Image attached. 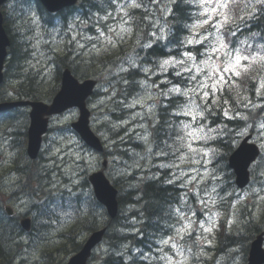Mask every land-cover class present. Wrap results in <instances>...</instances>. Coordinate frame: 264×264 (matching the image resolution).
<instances>
[{
	"label": "rangeland",
	"instance_id": "rangeland-1",
	"mask_svg": "<svg viewBox=\"0 0 264 264\" xmlns=\"http://www.w3.org/2000/svg\"><path fill=\"white\" fill-rule=\"evenodd\" d=\"M230 1L231 0H229V2ZM123 2L124 0H121V2L119 3ZM136 2L141 3L142 1L136 0ZM161 3H164V0H161ZM199 3L200 0H192V4L197 9L196 19L192 24L196 23L198 20H202L205 18L201 15V13L203 12V8L199 6ZM33 4L34 3H31L28 6L19 2H12L10 5L11 13H9V20H11V22H16L17 25L22 26L21 29L23 30L22 32H20V35L21 33H24L23 38H19L18 40L19 42L26 41L28 46V53H26V61H24V63H21V70H14L11 73V77L5 84L4 91L6 100H15L20 98L17 94L16 89H22L20 84L27 83V78L24 77V79H19L18 77H16V75L19 74H32L33 77H36V80L38 81L36 83H38V87H40V90L44 93V95L50 94V92L59 85L56 78L58 67L54 59L56 58V55H62L67 52L66 46H69V49L73 53V56L78 55L80 56V59L82 58L81 60H84V62L80 66V69H83V67H89L91 68L92 74H102L99 76L100 83L98 92L100 93V95L98 97L91 98V102H89V108L91 110V125L94 131L102 138L104 145L106 146L107 153H105L104 156L95 155L89 148L84 145L78 135L71 129L70 124L73 121L77 120L79 116L77 110H71L66 112L65 114L54 117L51 123V127L53 130L48 134L43 148L44 157L50 161L47 163L46 170L41 167V169H43V176L45 175L46 178H49L48 182L44 180V185H46V192L50 193V196L54 198L66 197L69 199L71 197H77L78 195L81 198H89L91 191L88 187V176L93 172L103 169V160H108L109 162L106 169V175L108 176V178L110 180H113V182L117 179H120V184H123L128 189L138 188L140 185L139 183L149 178L156 179L157 177H159L164 181H167L171 177V173L176 170L160 168L159 165L161 163H171L174 158L171 156L166 158L156 155V153L160 150L157 147V142L167 139L166 133L169 131H173L172 139L168 140L169 144H173L176 135L183 134L180 131V122H188L190 121V118L182 115H177V113H180L182 109L180 107L176 108V110L173 111L172 114L170 112V115L164 119L163 123L160 126L158 136L155 137V133L153 131L154 127L152 128L150 120H141L139 117H137L136 120L130 119L134 112H143L147 117L146 108L141 109L140 107H137L136 109H128L118 102L125 97L123 95L124 91L120 90L119 87V85L121 84V78L119 76L120 73L118 72V68L120 66L129 68V58L134 60L136 64L141 65L142 63V67L151 69V72L147 75L143 71H140L143 74V77L139 81L147 80L148 84H152L153 82H155V84L160 85L159 88H151L148 90L153 93V98L151 100H148L146 103L149 105H156L153 110L155 112V116L152 119L158 120L159 122L161 121L160 109L165 106L163 104V101L169 100L163 95H157V93H160L161 91L167 92L168 88L172 86V83H177L179 81L171 67H168L167 71H161V69L159 68V64L162 63L163 60L160 61L156 66L152 65L151 67H149L143 65V62H145V60H140L137 57V52L140 49V45H142V42L148 41V39L150 42V38L147 35V33L150 31V29H148L149 23L154 18H159L162 16V13L157 11L158 6L149 4V10L155 15L149 16L148 19L144 22H141V20L137 21V27H132V19L130 20L129 24H125L124 27L131 26L133 28V32L124 33L123 40L117 39L115 36V32L108 31V26L113 27L117 31H119V24L121 23V17L123 16V13L118 12L117 10H115L114 12H108L111 13V16H109L106 21H101L100 26L103 27V30L107 36L112 37L116 41V46L113 47L112 45H106L103 38H101L99 41L95 39L86 41L82 38L81 35H79V33L82 32L85 36H98L94 24L100 17H103L105 14L92 15L86 12L84 9H82V11L78 10V12L70 16L69 22L64 28L61 25V22H59L60 27L54 28V26L47 27L43 25L39 14L36 10L33 9ZM169 6L171 7L172 5L170 4ZM253 6L255 7L256 12H258L259 9L257 5ZM130 10L131 9H128V11ZM248 11L251 12L252 8H249ZM87 17L92 18L90 22L86 21ZM214 19L221 18L214 17ZM58 21V19L55 20L56 23ZM160 22L163 23L164 21L161 20ZM226 24L227 23L223 25V28ZM142 25H144L143 31L142 33H139L138 29H140V26ZM223 28L221 29L222 32ZM151 30L154 31L155 29ZM197 31L202 34H207V32H215V29L205 26V28L197 29ZM137 33L140 37L139 44L137 43ZM165 33L167 35L169 33V24L165 29ZM74 35L81 44H84L83 48L78 47L76 41L72 40V37ZM192 35V31L191 29H189V34L184 38L185 46L182 47L180 51H175L176 55L173 56L175 59L179 60L184 58L182 57V53L184 51H188L189 46H198L201 48L200 52L205 51V48H202L200 45H188L186 43V38ZM94 44L96 45V48L100 49L99 53L93 48ZM251 44L252 43H250V45ZM243 47L244 45L242 46V48ZM104 54L110 55L107 63L112 57V59H114L115 61L121 62V65L116 64L115 67H109L108 69H105L107 63H105L104 65H101L99 63L100 56ZM245 54L248 53L245 52ZM177 55H179V57ZM92 57L95 58V66L92 63ZM170 73H172L171 77H169ZM261 76H264V72L261 74ZM163 81H171L172 83L164 84L162 83ZM128 85L127 87L130 90L138 88V93L140 95L145 94L144 89L140 87L138 82L135 84L136 87L132 85L130 88ZM114 91L116 95H112ZM136 94L131 97L128 96L127 99H124L125 102L131 103ZM225 98L229 99L227 97ZM255 99L257 101L256 103L264 102L259 96H256ZM230 104L233 105V103L230 101L229 104L225 105L228 107L225 108H229V114L234 115V113L238 109L236 105L231 106ZM239 108L242 110L246 109L243 106H240ZM217 110L219 111V108L215 109V111ZM238 111L240 112L241 116H243V113L240 110ZM163 113L166 115L165 111H163ZM261 117L262 119L259 120L256 124H252V127H248L247 130L242 129L237 134H235V136L238 137V139H236L235 141L241 142L245 136H247L248 134H253L254 142L262 147L264 155V132H262L259 127L260 123H264V113L262 112ZM216 119H218L219 121L224 119L221 112L220 117H217ZM122 121H129V123L125 124L122 123ZM141 123L148 124L147 130L138 126ZM146 131L151 133V135L149 136V142L152 146L151 154H149L147 151L148 145L145 144L143 140L138 139V135L143 136L146 134ZM136 143H139V145ZM233 144L234 143H232V145ZM0 145L4 146L1 143ZM193 147L199 148L208 146L204 145L203 142H193ZM120 150L122 152H125L120 153ZM11 158L12 156L11 154H8L6 147H2L0 149V170L3 172V174H5L9 170L8 161L11 160ZM209 158L212 160V155H210ZM213 161L214 160H212L211 164L207 165V169L210 173H214V175L218 177L222 174L218 173L219 170L216 169V167L213 165ZM256 165H260L256 172V180L253 181L250 189L244 193L233 191L232 188H228L222 191V187L229 185L224 177L221 178L219 176V178L217 179H220V181L218 182L216 181V179H211V181L210 179H206L205 182L208 186L209 192H211V188L213 186L216 187V193L212 194V197L215 200V204L209 202L207 208L203 207L200 204L199 199L193 198V192L198 186H191L188 194H192V197H188V205H184L182 208L187 213V215L190 216L193 221H195V223L192 226L191 234H185L184 239L180 240V245L184 250L183 257L176 255L174 251L169 250L168 246H165L161 243V240L168 239L169 236L158 240L157 247L154 246L152 249H150L152 251H145L143 255L139 254L140 251L133 254L138 255L141 259L145 260L147 262L146 264H166V261L160 258L165 254H167L168 256H172L174 261L185 260L186 258L185 264H243L244 255L241 254V245L231 247L227 250V252H225V249L223 252L222 244L217 241V238L220 235L219 231L222 219L226 218L227 231H229L235 224L238 223L235 215L236 210L241 209L242 207H246L247 214L258 216V213L261 210V205L264 202V157L263 159H260ZM181 167L187 170L189 166L187 164H183L181 165ZM254 167L255 165L253 166V168ZM203 171L204 169H201V172ZM216 173H218L219 175L217 176ZM65 178L69 179L67 180L69 183L65 184ZM129 180L132 181L131 184H129ZM85 182H87L86 185ZM176 185L180 187L179 182H177ZM0 186L3 189V193L6 194L5 198L10 199H13L12 194L14 190H19L18 187H20V185H17L15 177L13 178L11 176L8 177V180L1 182ZM199 187L203 188V185H200ZM182 190L183 192L181 193V196H184L185 189L182 188ZM65 191H68L69 193ZM24 196L25 197L20 200L16 198L13 202V205L17 209L19 214L29 213L28 211H30V209L33 210L32 204L37 202V199H30L33 197H27L26 195ZM200 197L207 199L203 191L200 192ZM51 204L53 203L51 202ZM228 204L230 206L228 208L229 210L224 211L225 206H227ZM233 205H235V207H233ZM189 206L192 207L193 212L196 213L195 216H192V212L187 211V207ZM131 209V206H129L127 208V213H129ZM217 210L219 211L217 212ZM33 214H35L34 210ZM209 216L212 217V222H214L215 226L212 227L211 231H205L200 227V223L203 222L205 228L211 227L212 222L209 221ZM66 217V220L65 218L60 219L61 221L58 222L57 226L54 229H47L44 231L46 234V240L42 242V246L36 248H34L33 246H22L20 250V253L22 252V254L19 255L16 264H43V262H41L42 260L40 250L44 246L55 247L62 243L63 240L60 238V234L64 233L63 231L66 230L73 222L71 218H69L68 216ZM96 217L99 218L98 216ZM229 220L232 221L231 224L228 223ZM173 226L178 227L179 225L176 222ZM131 228L135 227L131 226ZM79 232L88 231H86V229H84V226L80 224ZM170 236H175L174 227ZM25 242H29L28 238H25ZM47 243H49V245H46ZM130 245L131 244L123 247V249H128ZM208 245L209 247H207ZM215 248H217V250H214ZM218 250H220L221 252H219ZM111 253V247L109 248L102 245L97 249V254H99V257L104 255H108L109 257ZM67 256L68 255L62 256V258L65 259ZM23 258L26 261H22ZM101 258H98L97 262L94 264H103Z\"/></svg>",
	"mask_w": 264,
	"mask_h": 264
},
{
	"label": "snow or ice",
	"instance_id": "snow-or-ice-1",
	"mask_svg": "<svg viewBox=\"0 0 264 264\" xmlns=\"http://www.w3.org/2000/svg\"><path fill=\"white\" fill-rule=\"evenodd\" d=\"M180 2L190 3L191 0H180ZM109 6L116 5V10L123 13L121 17V23L119 24V31L115 28L108 26L109 32H115V36L119 40H123L124 33H132L133 28L131 26L124 27L125 24H129L135 12L130 13L128 9H143V14L141 16V22L147 20L149 16H154L155 14L149 10L148 5H157V11L162 13L159 18H154L148 25L150 31L147 33L150 38V42L144 43L141 46L142 49H150L158 40L166 38L165 29L168 27V17L172 16L175 20L174 8L169 5H174L177 0H147V3L141 2L137 3L136 0H124L123 3L117 4V0H108ZM257 3L261 6L260 11L264 13V0H257ZM199 6L203 8L201 15L205 17L202 20H198L192 25H184V27L191 29L193 35L186 38V43L188 45H200L205 48V51L200 52L196 49L197 54H193L192 51H184L182 53V59H175L171 55V50H169V59H164L162 63L159 64L161 71H167L168 67H171L175 72V75L180 78L177 83H172L171 81H163L164 84L172 83V86L168 88L167 92L161 91L157 95H163L169 99V105L180 107L182 110L177 115H182L189 117L190 121H181L180 131L182 135L177 134L173 144H169L168 140L172 139L173 131L166 133L167 139L157 142V147L160 149L156 155L161 157H173L171 163H161L160 168L165 169H175L176 171L171 173V177L167 180V183L171 185H176L179 182L180 187L185 189L184 196L180 197L181 205L188 204V191L191 186L196 185L195 191L193 192V198L199 199L200 204L207 208L208 203L211 202L215 204V200L212 197L213 193H216V187L211 188V192L208 191V186L206 184V179H217L214 173H210L207 169V165L212 163L209 158L210 155L216 154V149L212 147H193V142H203L204 145H208L210 141H219L221 136L228 133L227 124L221 123L218 119H210L217 116V112L214 110L219 108L223 117L228 120L242 119L247 120V116H241L240 112L237 110L234 115H230V109L224 108L223 105L229 104L230 101L234 103L237 109L243 106L246 109H259L264 113V102L253 103L249 95H247V89H242L241 84L244 79H253L249 74L255 70L264 72V43L259 44L253 48L252 45L245 41H239L241 45H247V48L236 47L235 41L228 40L224 33L222 32L223 25L231 21L232 16L230 15L229 0H200ZM252 8L251 12L247 13L248 17L254 18L256 15L255 7L250 3L244 4V10ZM111 13L105 12L103 17H100L94 24L98 36H85L83 33H79L82 38L86 41H91L93 39L99 41L101 38L105 41L106 45L116 46V41L107 36L101 25V21H106ZM214 17H220L221 19H214ZM240 19H245L241 16ZM164 22L161 23L160 21ZM35 22V21H33ZM106 26V25H105ZM208 26L214 28L215 32H207V34H202L197 31V29L205 28ZM151 29H155L154 31ZM170 31V29H169ZM229 36L235 37L236 32L229 29ZM259 35L258 33H252L255 37ZM211 37V38H210ZM155 38V39H151ZM73 41H76L77 46L83 48L84 44H81L77 40L76 36L72 37ZM139 34L137 33V43L139 44ZM183 46V45H182ZM93 48L99 53L100 49L93 45ZM248 49H252L248 54L245 52ZM202 57V58H199ZM130 59V67L126 68L120 66L118 68L119 73H131L133 69L143 71L146 75L151 72V69L147 67H142L135 63L134 60ZM187 74V75H185ZM255 82L252 83L251 88L254 91V95L261 97L264 101V76L257 75ZM123 84L128 85L130 81L126 77H122L121 81ZM131 83H137L135 80ZM140 87L144 89L145 94L140 95L139 93L132 99L131 103H126L125 100L118 101L124 107L128 109H136L140 107L141 109H147V117L143 112H134L131 116V120H136L139 117L141 120L148 119L151 121L152 127H156L159 123L158 120L152 119L155 116L153 111L156 107L155 104H147L148 100L153 98V93L148 91L151 88H159L160 85L148 84L147 80H141L138 82ZM191 85V86H189ZM233 90L237 91V97H230L229 99H224L222 102L217 96V93H223L228 91L231 93ZM128 91L125 89L123 95L125 98L128 96ZM171 94V95H170ZM112 95H116L115 91ZM111 98V97H110ZM207 121V123H206ZM122 123H129V121H122ZM215 125V126H213ZM140 128L147 130L148 124L141 123L138 125ZM252 125H246L245 130ZM262 132H264V123L259 125ZM150 132L146 131L143 136L138 135V139L143 140L145 144L148 145V153H152V146L149 142ZM219 164V161H216ZM187 164L189 167L187 170L181 167V165ZM198 165V167H197ZM201 169H204L201 172ZM203 185V188L199 187ZM205 193V198L200 197V192ZM235 207V205H233ZM188 211H191L189 206ZM175 215L177 218V226H173L175 230V236H169L168 239L161 240V243L168 246L170 251H174L176 255L183 257L184 250L180 245V240L184 239V235L191 234V229L195 221L191 219L190 216L183 210L182 207H177L175 209ZM196 213L192 212V216ZM209 221L212 222V217L209 216ZM229 224L232 223L231 220L228 221ZM215 224L212 222L211 227L205 228L203 222L200 223V227L205 231H211ZM162 251V250H161ZM122 256V254H120ZM143 255V253H141ZM162 260L166 261V264H185V260L174 261L172 256L167 254L160 257Z\"/></svg>",
	"mask_w": 264,
	"mask_h": 264
},
{
	"label": "trees",
	"instance_id": "trees-1",
	"mask_svg": "<svg viewBox=\"0 0 264 264\" xmlns=\"http://www.w3.org/2000/svg\"><path fill=\"white\" fill-rule=\"evenodd\" d=\"M23 1L28 2L30 0ZM83 7L87 11L102 12L104 9L103 7L110 6L108 0H84ZM172 7L174 8L175 20L172 19V16L168 19L169 24L172 27L170 39H174L175 42H178L187 33V28L184 27V25H188L192 20L193 5L191 2L185 3L177 0V3ZM257 7L259 8L260 13L256 14L254 18H251L247 16V13L250 11H248V9L244 10V5L240 6V10L242 11L245 19H240L239 27L241 32L238 34L237 39L241 37L243 39L250 38L253 39L257 45H259L264 43V13H261L260 5ZM2 11L4 14L5 28L11 40V46L9 48L10 58L6 67V71L9 72L10 68L20 71V65L23 62L21 56L25 55V48L22 46V42H19L18 39L23 37V33L20 35V32H22L23 29H21V25L15 24L14 26L9 22V10L6 8V6L3 7ZM142 14L143 11H136L135 19L137 20L134 24L141 20ZM43 21L47 25H52L46 19V15L43 16ZM143 26L144 25L140 26V29H138L139 33H142L144 28ZM252 33H258L259 35L253 37ZM166 49L167 48L165 46L157 44L149 49V51H146V57L144 59L146 64H153L155 60L159 59L158 57H162L163 55L166 57L168 55ZM69 58L70 55L65 58H60L58 62L61 65H67L71 67L73 73L79 78H85L86 76H89L91 73V68L86 67L80 69V63L77 64L78 61L76 60L73 64V61L69 60ZM103 59V57L99 58V63ZM67 61H69L70 64L67 63ZM75 64L77 66H74ZM254 73H256V70H253L249 76L252 77ZM133 74H138V72H136V70H132V72L129 74H123V77L128 79V76H130L129 79H132L133 77L131 75ZM24 77L27 78V83L20 85L22 87V89H20L21 96L32 100H41L43 97H45L44 93L40 90V87H38V83H36L37 81L31 79L33 78L32 74H25ZM252 78L253 79H248L246 77L241 84V88L248 90L246 94H248L250 91V97L254 100L256 96L254 95L251 85L255 82V75ZM1 89L0 100H3L5 93ZM56 90L57 88L53 89L49 95L52 96ZM237 91L240 90H233L231 93L228 91L219 93V98L221 101L226 99L225 97L238 98ZM233 105L235 104L233 103ZM223 107L225 108L228 106L223 105ZM163 111L166 112V115H169L168 110L165 108L160 109L161 121L156 125V127L153 128L155 137L158 136L160 126L165 118ZM216 112L218 115L214 117L215 119L220 117V111L217 110ZM2 115L3 116L0 117V135L5 136V140L0 139L1 142H4V146L0 145V149L7 146V152L11 153V155L17 151V156L13 158L11 163L12 166L14 165L20 167L17 170H14L19 175V183L22 185V187H17L21 191L24 189L23 193L27 197H30V194H32V196L34 195V197L30 199L39 200L38 203L32 204V206L35 205L34 231H40L41 229L47 227L48 222L53 217H55V215L63 219L65 218V220L67 219L66 216L68 215L78 218L76 224L64 230V233L60 234V237L62 240H64V242L62 241L61 244L55 246L54 248L45 247L43 249V264H58L62 262V256L77 252L82 244L78 235H81V238H84L86 234L98 229V227L107 228L103 244L109 248H112L111 256L108 257V255H105V257L101 258L105 264H108L109 261L115 260H121L122 264H124L123 261H130L132 259L125 258L124 256H122V258H115L114 256L115 253L126 251V249H123V247L131 244L136 245L133 246L135 249H139L137 246H147L148 244L153 243L154 239H158L161 236L168 234V232L164 231L166 230V227L169 225L170 219L172 218L171 207L176 203L178 198L176 190L172 185L167 184L161 179L149 178L139 183L140 185L137 189H128L123 184H120V180H115V185L119 189L118 200L121 211L114 220H111L107 216L105 209L99 203H97L92 192H90L89 198L80 197V199H73V197H71L68 199L66 197H61L60 199H55L54 197L50 196V193L46 192L44 180L48 182L49 178H46L45 175L43 176L39 160L31 161L26 155L27 128L29 124L28 113L26 111L13 110ZM253 115H258V112L253 113L251 116ZM224 120L225 117L220 121L223 124H227V126L228 124L234 125V123ZM226 137H228V135ZM224 141L226 142L225 145L222 144V140L214 142L212 141L211 145L213 146L214 144L216 148L222 150V152L225 153V151H227V147L231 150V146H228L226 140ZM226 154H221L219 158L225 157ZM222 167L225 170L224 179L230 184V181L227 179L226 165L222 164ZM10 171L13 172L12 169ZM128 182L132 181L129 180ZM5 196L6 194L0 191V264H16L19 255L22 254V252L20 253V250L24 245L21 236L22 231L18 217L10 218L5 213V206L11 202L9 200H5ZM20 197L23 198L25 196ZM51 202L53 204H51ZM129 206H131L132 209L129 211V213H127V208ZM168 211L169 221L167 222ZM80 224L84 226V229H86L88 232H79ZM131 226L135 228H131ZM247 232H261V230L258 228V226L256 227V225L250 224L247 227ZM246 241L247 235L235 238V243L239 242L240 245H245L247 243ZM225 245L228 244L225 243Z\"/></svg>",
	"mask_w": 264,
	"mask_h": 264
},
{
	"label": "water",
	"instance_id": "water-1",
	"mask_svg": "<svg viewBox=\"0 0 264 264\" xmlns=\"http://www.w3.org/2000/svg\"><path fill=\"white\" fill-rule=\"evenodd\" d=\"M6 1L7 0H0V6ZM41 1L51 12L58 11L65 6L74 5L77 2V0ZM8 46H10V40L3 28V19L0 13V84L4 79L2 71L4 68ZM94 85V81H88L84 84H79L78 81L74 79L71 72L68 70L64 73L63 76L62 90L54 99V102L51 106L36 102H20L14 104H1L0 111L6 110L16 105H29L32 107V111L30 113L31 125L28 131V154L31 158H36L40 150L42 136L47 132L48 129V119H46L45 117L57 113H62L64 110L70 107L78 106L81 109L82 116L80 121L73 126L90 146L94 147L96 150L102 151L103 148L99 139L96 138L90 130L88 120L89 112L85 107V100L92 93ZM248 155H253V148L244 144L242 148L235 154L233 160L235 163L241 164L243 162V159ZM234 167L238 171L239 178L240 176H242V182L244 184V178L246 176L248 165L244 164ZM90 181L93 184L97 199L107 207L108 214L112 218L116 217L118 213L116 190L113 187L109 186V183L106 180L103 172L92 175L90 177ZM239 181L241 180L239 179ZM23 225L27 230H29L30 227L28 221L23 222ZM104 233L105 230L95 232L86 242L82 250L73 258H71L70 262L67 264H87L88 258L90 257L93 248L102 241ZM262 252L261 240H258L253 244L252 247L250 259L251 264H255L257 259H261L263 257Z\"/></svg>",
	"mask_w": 264,
	"mask_h": 264
},
{
	"label": "bare ground",
	"instance_id": "bare-ground-1",
	"mask_svg": "<svg viewBox=\"0 0 264 264\" xmlns=\"http://www.w3.org/2000/svg\"><path fill=\"white\" fill-rule=\"evenodd\" d=\"M142 2H144L145 0H141ZM101 2V1H100ZM98 3V2H97ZM145 3V2H144ZM173 6V5H172ZM104 9H103V11L102 12H96V11H87V10H85L86 12H88V13H90V14H92V15H94V14H105V12H106V10L108 9V7H103ZM137 10H139V11H143V9H136V11ZM135 10L134 9H131L129 12L130 13H132V12H134ZM136 11H135V15L132 17V19H135L136 17ZM102 14V15H103ZM171 16H169L168 17V19L170 18ZM263 17H264V15H263ZM92 18H89V17H87L86 18V21H89L90 22V20H91ZM60 20H62V21H64V18H62V17H60ZM171 22V21H170ZM11 24L12 25H14L15 26V24H16V22H14V21H12L11 22ZM137 24H135V27H137L136 26ZM262 26V25H261ZM172 28V27H171ZM149 29V28H148ZM177 32V31H176ZM24 34V33H23ZM23 36V35H22ZM22 42V46L25 48V50H24V53H25V55H23V56H21V58H22V63H24V61H26V59H27V56H26V53H28V46H27V43H26V41H21ZM149 42V39H148V41H143L142 42V44H144V43H148ZM155 44H161L162 46L164 45V44H173L174 46L175 45H177L178 44V42L176 41H174V39H165V40H158V41H156L155 42ZM66 50H67V52L66 53H64V54H60V55H56V58L54 59L55 60V63L57 64V67H58V69H57V73H64V72H66V71H68V70H71V67H69V66H67V65H61V64H59V62H58V60L60 59V58H65V57H68L69 55H70V58H69V60H72L73 62V64H74V61H78V63H80V66L82 65V63L84 62V60H81L80 59V56H78V55H76V56H73V53L70 51V49H69V46H66ZM200 50V49H199ZM146 51H149V49H142L141 47H140V49L138 50V55H137V57H138V59H140V60H144L145 59V57H146ZM194 54H197L196 53V50H195V52H194ZM159 58V60L160 59H163V58H165V55H163L162 57H158ZM158 60V59H157ZM67 63H69L70 64V62L69 61H67ZM144 64L143 65H145L146 66V61L145 62H143ZM121 65V62H118V61H115L114 59H112V57H111V59H110V61L106 64V66H105V69H108L109 67H115V65ZM22 65V64H21ZM21 65H20V67H21ZM76 65V64H75ZM141 65H142V63H141ZM71 66H72V64H71ZM133 70H135V69H133ZM135 72V71H134ZM136 72H138V74H133V75H131L133 78V80H135L136 82H139V80L143 77V74L139 71V70H136ZM17 73V72H16ZM123 74H125V73H120L119 74V76H120V78H122L123 77ZM129 74V73H128ZM130 78V76H128V80L130 81V85H128L130 88H131V86L132 85H134L135 86V84H133V83H131V81H132V79H129ZM32 80H36V77H33V78H31ZM37 81V80H36ZM38 82V81H37ZM138 85V84H137ZM119 87H120V90H122V91H124L125 92V89H127V91H128V96L129 97H131V96H133V95H135L136 93H138L139 92V90H138V88H134L133 90L131 89H129L128 87H127V85H125V84H123L122 82H121V84L119 85ZM136 87V86H135ZM123 88H125V89H123ZM132 92V93H131ZM99 95H100V93H99ZM249 95H250V93H249ZM128 96H127V98H128ZM127 98H123L122 100H124V99H127ZM252 102L253 103H256L257 101H256V99H252ZM163 104L165 105L164 107H162V108H165L166 110H168V114L170 115V112H171V114L173 113V111H175L176 110V108L174 107V106H170L169 105V100H165V101H163ZM238 110H240L242 113H243V116H247L248 117V119L247 120H242V119H239V118H237V119H233V120H228L227 118H225V120L224 121H230L231 123H234V125H230V124H228V133H225V134H223L222 136H221V138L222 137H226L227 135H228V137H226L225 139H222V144H224L225 145V141L224 140H226L227 141V143H228V146H232V143H233V141H234V137L233 136H231L232 135V133L230 132V129L232 128V127H236L239 131L240 130H242V129H245V126L246 125H252V124H256L259 120H261L262 119V117H261V111L259 110V109H245V110H242V109H240V108H238ZM258 112V115H253V116H251L253 113H257ZM169 115H165V118L167 117V116H169ZM3 115H0V117H2ZM171 117V116H170ZM162 118V117H161ZM164 118V119H165ZM3 119V118H2ZM222 123V122H221ZM113 131V130H112ZM117 132V131H116ZM0 139H3V140H5V136H1L0 135ZM47 139V138H46ZM46 139H43L42 140V142H41V146H40V150H39V152H38V155H37V157L36 158H31L30 157V155L28 154V146H26V155H27V157L29 158V160H31V161H38L39 160V162L41 163V167H43L44 168V170H46V168H47V163L48 162H50L48 159H46L45 157H44V150H43V148H44V143H45V140ZM123 139V138H122ZM121 139V140H122ZM221 140V139H220ZM120 141V140H119ZM211 142L212 141H210L209 142V144L207 145L208 147L210 146V147H212V148H214V149H216V151H218V152H222V150H220V149H218V148H216L215 146H214V144H213V146L211 145ZM214 142V141H213ZM0 143L1 144H3L4 145V142H1L0 141ZM136 144H138L139 145V143H136ZM7 147V146H6ZM120 153H123V152H125V151H119ZM105 153H107L106 152V146L104 145V143H103V151H102V154L100 155V156H104L105 155ZM8 154H11V153H9L8 152ZM220 153H216V156H218V158L220 157ZM12 156V158H11V160H9L8 161V166H9V170L5 173V174H3V172L0 170V183L1 182H3V181H5V180H8V177L9 176H11V177H15V180H16V183H17V185H20V187H22V185L19 183L20 182V180H19V175L14 171V170H17L18 168H20V167H17V166H12L11 165V163H12V160H13V158L15 157V156H17V151L13 154V155H11ZM40 158V159H39ZM43 164V165H42ZM107 166H108V164H106V165H103V163H102V167H103V169H101V171L103 172V174H104V176H105V178H106V180L108 181V183H109V186L110 187H113L115 190H116V192H117V196L119 197V189L117 188V186L115 185V181L113 182V180H110L109 178H108V176L106 175V169H107ZM22 167V166H21ZM23 168V167H22ZM21 168V169H22ZM13 170V172L12 171H10V170ZM43 170V169H42ZM44 172V171H43ZM95 172H93L92 174H90L89 176H88V182H89V180H90V177L94 174ZM219 174H222L223 175V177L225 178V170H224V168L222 167V165H221V168L219 169V172H218ZM28 174V173H27ZM52 174V173H51ZM139 179V178H138ZM156 179H161V178H159V177H157ZM67 180H69V179H66L65 178V184H67V183H69ZM118 180H120V179H117V181ZM162 181H164L163 179H161ZM216 181L218 182V181H220V179H216ZM21 182H23V181H21ZM135 182V181H134ZM164 182H166L167 183V181H164ZM129 183H131V182H129ZM85 184H87V182H85ZM167 184H169V183H167ZM169 185H171V184H169ZM173 186V185H172ZM75 187V186H74ZM137 189V188H136ZM0 191H2L3 192V189H2V187H0ZM126 191V190H125ZM24 189H22V191L21 190H14V192H13V199H22V197H20V196H24ZM18 197H20V198H18ZM30 197H34V195L32 196V194H30ZM79 195L77 196V197H73V199H79ZM142 197V196H141ZM135 199V198H134ZM143 203V202H142ZM146 209V208H145ZM120 211H121V208H120V204H119V207H118V213H117V215H116V217L120 214ZM116 217H114V218H112V217H109L111 220H114ZM142 217V216H141ZM145 221V220H144ZM147 221V220H146ZM169 221V211H168V219H167V222ZM165 225V224H164ZM119 228V227H118ZM98 229H103V230H105V232H107V228L106 227H98ZM87 231V230H86ZM157 238L156 239H154V242L153 243H151V244H148L147 246H137L138 248H139V250L140 251H149L150 249H152L154 246H156V242H157ZM46 245H49V243H47ZM240 245V243L239 242H236V243H234V244H232L231 245V247H236V246H239ZM122 246H124V245H122ZM130 246H136V245H130ZM45 247H49V246H45ZM45 247H43L40 251H41V257H42V252H43V249L45 248ZM115 253V252H114ZM121 253H115L114 254V256H115V258H122V256L120 255ZM111 256V255H110ZM122 264V261L121 260H115V261H109V263L108 264ZM123 263L124 264H138V262L137 261H135V262H131V261H123Z\"/></svg>",
	"mask_w": 264,
	"mask_h": 264
}]
</instances>
